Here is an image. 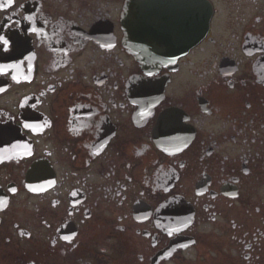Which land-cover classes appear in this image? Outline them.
Returning a JSON list of instances; mask_svg holds the SVG:
<instances>
[{
    "label": "flooded vegetation",
    "instance_id": "af4514ba",
    "mask_svg": "<svg viewBox=\"0 0 264 264\" xmlns=\"http://www.w3.org/2000/svg\"><path fill=\"white\" fill-rule=\"evenodd\" d=\"M129 1L0 0V262L264 264V0L153 66Z\"/></svg>",
    "mask_w": 264,
    "mask_h": 264
},
{
    "label": "water",
    "instance_id": "95a60500",
    "mask_svg": "<svg viewBox=\"0 0 264 264\" xmlns=\"http://www.w3.org/2000/svg\"><path fill=\"white\" fill-rule=\"evenodd\" d=\"M212 15L207 0H130L126 47L146 66L173 64L205 39Z\"/></svg>",
    "mask_w": 264,
    "mask_h": 264
},
{
    "label": "rangeland",
    "instance_id": "374dc122",
    "mask_svg": "<svg viewBox=\"0 0 264 264\" xmlns=\"http://www.w3.org/2000/svg\"><path fill=\"white\" fill-rule=\"evenodd\" d=\"M25 242L22 243V245L24 244ZM0 264H2V262H0ZM6 264H10V263H6Z\"/></svg>",
    "mask_w": 264,
    "mask_h": 264
},
{
    "label": "snow or ice",
    "instance_id": "6c2138e0",
    "mask_svg": "<svg viewBox=\"0 0 264 264\" xmlns=\"http://www.w3.org/2000/svg\"><path fill=\"white\" fill-rule=\"evenodd\" d=\"M13 191H15V190L13 189Z\"/></svg>",
    "mask_w": 264,
    "mask_h": 264
}]
</instances>
